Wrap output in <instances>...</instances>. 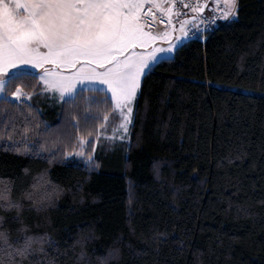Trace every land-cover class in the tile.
I'll use <instances>...</instances> for the list:
<instances>
[{"label":"trees","instance_id":"trees-1","mask_svg":"<svg viewBox=\"0 0 264 264\" xmlns=\"http://www.w3.org/2000/svg\"><path fill=\"white\" fill-rule=\"evenodd\" d=\"M236 11L206 43L183 42L143 76L129 141L107 139L121 121L110 103L100 105L107 121L73 130L58 99L34 95L40 137L30 138L45 145L36 154L7 122L15 106H0V175L19 182L50 155L63 158L56 180L75 188L91 174L85 202L66 197L53 212L61 244L94 225L96 252L119 236L120 264H264V0H238ZM16 86L39 91L37 80ZM65 129L75 135L61 144ZM79 136L92 167L68 157Z\"/></svg>","mask_w":264,"mask_h":264},{"label":"snow or ice","instance_id":"snow-or-ice-1","mask_svg":"<svg viewBox=\"0 0 264 264\" xmlns=\"http://www.w3.org/2000/svg\"><path fill=\"white\" fill-rule=\"evenodd\" d=\"M146 3L151 6L148 13L142 11ZM153 8L168 17L169 26L155 34L145 30L149 27L145 17ZM237 8L238 0H224V8L218 9L220 18L236 17ZM172 15L173 8L163 6L159 0H0V106L14 105L17 109L8 114L7 122L19 129L24 150L39 154L45 148L40 138H30L40 137L30 114L33 109L42 112L32 100L34 95L58 98L63 122L73 130L89 125L95 128L99 119L107 121L100 105L110 103L119 111L120 128L126 134L141 77L161 59L156 53L171 52L180 40V36L172 37L175 30ZM196 19L191 21L194 25ZM188 23V20L180 23L182 36L189 35L185 27ZM157 40L171 43L161 48L156 46ZM138 47L150 50L137 52ZM32 80H37L39 91L26 92L23 86H16L10 92L17 81L28 85ZM85 91L93 95L85 96ZM81 102L84 107L79 118L74 117L72 110L80 109ZM43 123L47 125V121ZM74 135V131L65 129L58 142L71 141ZM77 139L82 149L85 137ZM88 143L95 148L90 140ZM68 155L81 156L83 152ZM92 159L88 157L89 167Z\"/></svg>","mask_w":264,"mask_h":264},{"label":"clouds","instance_id":"clouds-1","mask_svg":"<svg viewBox=\"0 0 264 264\" xmlns=\"http://www.w3.org/2000/svg\"><path fill=\"white\" fill-rule=\"evenodd\" d=\"M62 162L61 156L50 155L42 167L26 165L19 182L0 175V264H120L119 236L96 252L92 245L99 237L94 225L78 229L64 244L59 242L54 210L66 197L85 202L84 186L91 180L86 174L74 188L54 179L51 169Z\"/></svg>","mask_w":264,"mask_h":264},{"label":"built area","instance_id":"built-area-1","mask_svg":"<svg viewBox=\"0 0 264 264\" xmlns=\"http://www.w3.org/2000/svg\"><path fill=\"white\" fill-rule=\"evenodd\" d=\"M206 0H169V5L172 6L173 12L176 15L175 21L183 20L189 15L195 16L196 24L189 28L188 38H197L206 43L209 37L219 28L222 24H225L229 20L220 18V12L218 9L213 10L210 14L200 13L199 11H193V9H200L205 4ZM150 4H145V8L142 10L144 13H148ZM153 16L155 19H153ZM234 18V17H233ZM163 20L164 23H160ZM168 17L162 15L158 9L153 8L152 13L146 15L145 22L149 27V30L155 31L168 26ZM215 23H211V21ZM231 20V19H230ZM195 32L196 35H192ZM203 36V39L201 38Z\"/></svg>","mask_w":264,"mask_h":264},{"label":"rangeland","instance_id":"rangeland-1","mask_svg":"<svg viewBox=\"0 0 264 264\" xmlns=\"http://www.w3.org/2000/svg\"><path fill=\"white\" fill-rule=\"evenodd\" d=\"M164 3H167V4H169V0H164ZM211 6H214V7H217L218 9H223L224 8V0H212V2H211ZM192 19L193 18H188V19H185V20H188L189 21V23L188 24H186L185 25V27L189 30V28L191 27V26H193L192 25ZM174 24V23H173ZM175 26V25H174ZM179 29H180V24H178V26H177V29L176 30H174V31H172V37H173V39H175V35H177V36H180V40H177L176 41V46H174L173 47V50L171 51V52H167V53H156V55L158 56V57H161V59H163V58H170V57H173L174 55H175V52H176V50H177V48H178V43L181 41V39L182 38H185V36H182L181 34H180V31H179ZM146 31H152V30H149V29H145ZM153 32V31H152ZM154 33V32H153ZM155 34V33H154ZM169 43H171V41H169V40H157L156 41V46L157 47H161V48H167L168 47V45H169ZM150 49H140L139 47L136 49V51L137 52H142V51H149ZM160 59V60H161ZM160 60H158V61H160ZM158 61H156V63L158 62ZM155 63V64H156ZM154 64V65H155ZM142 79H143V76L141 77V82H142ZM139 93H140V89L138 90V93H137V97H138V95H139ZM137 97H136V99L134 100V102H133V104H132V108H133V119H132V121H131V123L128 125V132L126 133V134H124L123 133V130L120 128V124H121V121H120V123L118 124V126L116 127V129H114L113 130V132L111 133V135H109V136H111V139L112 140H127V141H129L130 140V138H131V128H132V124H133V120H134V112H135V106H136V100H137ZM56 99H58V98H56ZM59 100V99H58ZM118 111V110H117ZM119 112V111H118ZM120 114V113H119ZM123 135V139H120V137ZM86 145H87V142L85 141V145H84V147L81 149V147L78 149V150H76L75 152H83V155H81V156H77V155H71V156H69L68 155V157H71L72 159H75V160H84V161H86L87 160V162H88V158H86ZM75 152H73V153H75Z\"/></svg>","mask_w":264,"mask_h":264},{"label":"crops","instance_id":"crops-1","mask_svg":"<svg viewBox=\"0 0 264 264\" xmlns=\"http://www.w3.org/2000/svg\"><path fill=\"white\" fill-rule=\"evenodd\" d=\"M159 2L162 3V5L165 6V7H169V6H170L169 4L164 3V0H159ZM211 2H212V0H206L205 5H203L202 8L204 9V13H205V14H210L213 10L218 9L217 7L211 6ZM171 7H172V6H171ZM188 18H195V16L190 15V16L186 17L185 19H188ZM175 19H176V15H175V13L173 12V15H172V21H173V23H174V25H175V30H176L178 24H180L181 21H183V20H185V19H183V20H178V21H175ZM192 25H193V23H192ZM168 27H169V26H167V27H165V28H162V29L155 30V31H153V32H154V33L163 32V31H165L166 28H168ZM176 36H177V35H175V37H176ZM189 39H190V38H188V36L185 37V38H182L181 41L178 43V44H179L178 46H180L183 42H185V41H187V40H189ZM37 71H39V70H37Z\"/></svg>","mask_w":264,"mask_h":264},{"label":"water","instance_id":"water-1","mask_svg":"<svg viewBox=\"0 0 264 264\" xmlns=\"http://www.w3.org/2000/svg\"><path fill=\"white\" fill-rule=\"evenodd\" d=\"M204 12V11H203ZM203 12H200V13H203Z\"/></svg>","mask_w":264,"mask_h":264}]
</instances>
